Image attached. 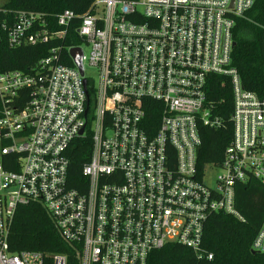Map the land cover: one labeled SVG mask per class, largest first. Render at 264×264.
Instances as JSON below:
<instances>
[{
  "label": "built area",
  "instance_id": "built-area-1",
  "mask_svg": "<svg viewBox=\"0 0 264 264\" xmlns=\"http://www.w3.org/2000/svg\"><path fill=\"white\" fill-rule=\"evenodd\" d=\"M254 2L95 0L81 15L64 10L56 30L40 13L0 8L12 47L63 39L77 18L83 42L68 48L73 65L57 46L27 72H0V264H147L170 243L213 258L204 246L210 218L245 223L238 185L264 187V99L244 87L232 56L236 20ZM212 76L232 89V138L221 161L200 170L201 128L222 125L208 94ZM86 138L90 158L74 187L70 152ZM210 169L218 170L212 185ZM32 203L73 254L11 251L16 211ZM252 250L264 253V220Z\"/></svg>",
  "mask_w": 264,
  "mask_h": 264
},
{
  "label": "trees",
  "instance_id": "trees-1",
  "mask_svg": "<svg viewBox=\"0 0 264 264\" xmlns=\"http://www.w3.org/2000/svg\"><path fill=\"white\" fill-rule=\"evenodd\" d=\"M95 0H5L0 8L10 15L19 10L40 13L52 30L58 16L64 10L77 15L88 12ZM3 17V14H2ZM80 20L74 19L63 39L50 40L29 46H10L5 33H0V72L8 70L29 71L39 61L50 55L51 50L61 47L67 58L64 62L73 65L68 55L70 46H81L82 40L75 27ZM236 45L233 49V65L238 69L244 87L264 99V0H255L244 17L236 20L233 30ZM208 84V94L213 110L222 120L218 129L201 128L202 146L198 151V166L221 161L225 148L232 138L233 95L229 83L223 84L221 77L212 76ZM148 119L152 125L158 121V112L151 107ZM91 152L90 138L78 140L72 147L70 158V178L72 186H78L82 179V165L88 161ZM236 207L246 222L238 221L229 214H215L206 224L204 246L213 254L211 260L199 258L191 249L170 243L150 253L147 264H264V253L252 251L253 240L264 220V187L256 180L238 185ZM12 252L39 251L45 254H73V249L59 236L44 207L37 203L19 206L10 232Z\"/></svg>",
  "mask_w": 264,
  "mask_h": 264
},
{
  "label": "rangeland",
  "instance_id": "rangeland-1",
  "mask_svg": "<svg viewBox=\"0 0 264 264\" xmlns=\"http://www.w3.org/2000/svg\"><path fill=\"white\" fill-rule=\"evenodd\" d=\"M5 0H0V5L3 4ZM83 51L85 54L89 53V47L86 45L82 46ZM85 74L87 77L91 78L92 80L96 81L97 80V75H96V70L91 67V66H86L85 67ZM218 172V170H214V169H210L208 171L207 177H208V182L212 185L214 177L216 175V173Z\"/></svg>",
  "mask_w": 264,
  "mask_h": 264
},
{
  "label": "water",
  "instance_id": "water-1",
  "mask_svg": "<svg viewBox=\"0 0 264 264\" xmlns=\"http://www.w3.org/2000/svg\"><path fill=\"white\" fill-rule=\"evenodd\" d=\"M233 45L235 46L236 43L234 42ZM70 55L74 59V62L79 68L81 74H83V61H82L83 51L82 49L79 47L72 48L70 50ZM84 84L86 85V80H84ZM81 132H83V130ZM252 252L255 253V251H252Z\"/></svg>",
  "mask_w": 264,
  "mask_h": 264
}]
</instances>
